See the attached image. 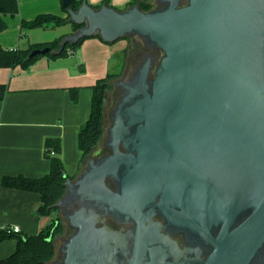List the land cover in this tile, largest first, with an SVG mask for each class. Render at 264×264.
I'll return each instance as SVG.
<instances>
[{"label": "water", "instance_id": "95a60500", "mask_svg": "<svg viewBox=\"0 0 264 264\" xmlns=\"http://www.w3.org/2000/svg\"><path fill=\"white\" fill-rule=\"evenodd\" d=\"M73 1L62 6L84 26L51 53L96 34L146 36L164 53L134 114L136 155L124 180L163 181L165 197L223 223L206 264H245L264 241V0H169L150 11L86 0L74 11ZM250 202L253 213L231 229Z\"/></svg>", "mask_w": 264, "mask_h": 264}, {"label": "flooded vegetation", "instance_id": "af4514ba", "mask_svg": "<svg viewBox=\"0 0 264 264\" xmlns=\"http://www.w3.org/2000/svg\"><path fill=\"white\" fill-rule=\"evenodd\" d=\"M168 3L158 0L151 10H163ZM125 37L126 47L118 57L121 70L114 73L111 95L105 96L113 103L106 113L104 108L102 139L86 166L66 185L55 217L62 226L55 237L61 244L49 264H206L223 223L199 217L165 197L163 181L124 180L136 155L140 123L134 114L150 97L164 56L146 36ZM104 170L107 175L102 179ZM254 210L247 203L231 229ZM245 264H264V241Z\"/></svg>", "mask_w": 264, "mask_h": 264}, {"label": "crops", "instance_id": "0c3cea01", "mask_svg": "<svg viewBox=\"0 0 264 264\" xmlns=\"http://www.w3.org/2000/svg\"><path fill=\"white\" fill-rule=\"evenodd\" d=\"M102 1L87 0V3L93 7ZM129 1L109 0L118 8ZM41 14L62 18L69 15L62 0H18L17 13L3 16L7 28L0 32V47L27 49L73 33L71 23L21 29L23 20L30 21ZM126 44L123 38L106 42L92 35L77 49H68L66 55L39 57L28 68L0 69V84L8 88L0 101V182L6 176L39 178L49 174L50 161L44 155V142L49 137L61 141L66 173L73 176L78 172L82 157L78 133L90 115L92 87L115 73L111 69ZM75 87L77 101L72 100L70 91ZM41 204L38 193L0 184V231L17 226L19 233L38 234L57 213L41 215ZM16 247L15 238L1 241L0 259L10 256Z\"/></svg>", "mask_w": 264, "mask_h": 264}, {"label": "trees", "instance_id": "16d2710c", "mask_svg": "<svg viewBox=\"0 0 264 264\" xmlns=\"http://www.w3.org/2000/svg\"><path fill=\"white\" fill-rule=\"evenodd\" d=\"M83 1L85 0H74L71 4L72 9L76 11ZM103 5L118 11L126 10L134 5H138L142 11H150L152 9L149 0H131L123 8L114 7L110 4L109 0H103L100 4L93 7L97 9ZM64 10H66V8H64ZM17 11L18 0H0V32H3L7 28L3 16L15 15ZM68 23H71L73 32L84 26V24L72 22L69 15L62 18L52 14H41L33 20H23L21 22V29L46 28L51 24L54 26H61ZM96 37H99V35L96 34ZM63 38L64 37H60L54 41L32 45L27 49H4L0 47V69L14 68L17 66L28 68L39 57L46 55L56 58L66 55L68 49H77L88 36L79 39L76 43L66 44L64 49L58 54L51 53V51L59 49ZM122 38L124 39L126 37ZM45 47H49L50 52L45 55H36L33 58H29V54L32 50ZM115 76V74H108L106 77L98 80L92 87L93 95L90 115L86 122L80 127L78 133V146L82 154L81 162L84 158L90 157V155L93 154L102 139L104 133L103 110L105 96L112 89V82ZM70 91L72 100L77 101L78 88H71ZM7 92V86L0 84V101L4 99ZM61 151L62 145L60 139L51 137L46 138L44 142V155L50 161L49 174L39 178H27L22 175L6 176L2 179L0 184L4 187L22 189L40 194L42 204L39 207V213L44 216L50 215L51 212L57 210L55 205L65 194L66 181L74 179L80 171L79 168L78 172L73 176H69L66 173L61 159ZM61 232L62 226L58 218L52 219L38 234L14 233L9 230V227L1 230L0 242L8 238H15L17 240V247L10 256L0 259V264H47L55 257V237Z\"/></svg>", "mask_w": 264, "mask_h": 264}, {"label": "rangeland", "instance_id": "374dc122", "mask_svg": "<svg viewBox=\"0 0 264 264\" xmlns=\"http://www.w3.org/2000/svg\"><path fill=\"white\" fill-rule=\"evenodd\" d=\"M140 1H142V0H140ZM149 2L152 5V9H154L157 6V4L154 2V0H149ZM49 34H51V33H49ZM118 57H120V54L118 55ZM118 57H117V61L115 62V64L113 65V67L111 69L115 73H117V72H119L121 70V66H120V63H119L120 62V59ZM108 93H109L108 95H111V91L108 92ZM111 105H112V98L110 99V96H109L108 99L105 100V103H104L105 113H106V109L108 111L109 110V107ZM103 112H104V110H103ZM107 123H108V121H107ZM93 153H96V152H93ZM86 159H88V157H86V158H84L82 160L81 165H80V170H82L85 167V161H86ZM53 214H54V212H53ZM51 219H52V216H51ZM60 243L61 242L59 240H55V244H56L57 247L60 245Z\"/></svg>", "mask_w": 264, "mask_h": 264}, {"label": "built area", "instance_id": "2783aa9c", "mask_svg": "<svg viewBox=\"0 0 264 264\" xmlns=\"http://www.w3.org/2000/svg\"><path fill=\"white\" fill-rule=\"evenodd\" d=\"M9 230H10L11 232H14V233H19V232H20V229H19V227H17V226L10 227Z\"/></svg>", "mask_w": 264, "mask_h": 264}]
</instances>
